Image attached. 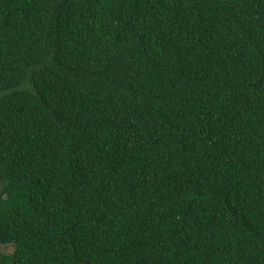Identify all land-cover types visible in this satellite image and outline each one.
<instances>
[{"label": "trees", "instance_id": "obj_1", "mask_svg": "<svg viewBox=\"0 0 264 264\" xmlns=\"http://www.w3.org/2000/svg\"><path fill=\"white\" fill-rule=\"evenodd\" d=\"M0 264H264V0H0Z\"/></svg>", "mask_w": 264, "mask_h": 264}, {"label": "rangeland", "instance_id": "obj_2", "mask_svg": "<svg viewBox=\"0 0 264 264\" xmlns=\"http://www.w3.org/2000/svg\"><path fill=\"white\" fill-rule=\"evenodd\" d=\"M0 248H1V251H2V252H6V253H11L12 250L14 249L13 246H12V247H10V246H6V247H4V246H0Z\"/></svg>", "mask_w": 264, "mask_h": 264}, {"label": "flooded vegetation", "instance_id": "obj_3", "mask_svg": "<svg viewBox=\"0 0 264 264\" xmlns=\"http://www.w3.org/2000/svg\"><path fill=\"white\" fill-rule=\"evenodd\" d=\"M1 246V245H0Z\"/></svg>", "mask_w": 264, "mask_h": 264}]
</instances>
